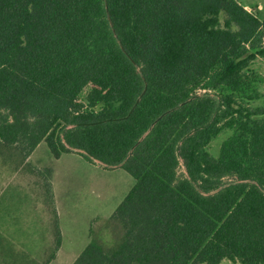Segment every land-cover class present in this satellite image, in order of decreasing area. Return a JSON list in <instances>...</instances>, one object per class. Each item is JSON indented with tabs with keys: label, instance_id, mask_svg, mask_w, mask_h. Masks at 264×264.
Returning <instances> with one entry per match:
<instances>
[{
	"label": "trees",
	"instance_id": "1",
	"mask_svg": "<svg viewBox=\"0 0 264 264\" xmlns=\"http://www.w3.org/2000/svg\"><path fill=\"white\" fill-rule=\"evenodd\" d=\"M258 58L264 19L236 0H0V199L16 181L33 211L0 209V264L61 247L42 142L135 180L73 264H264Z\"/></svg>",
	"mask_w": 264,
	"mask_h": 264
},
{
	"label": "rangeland",
	"instance_id": "2",
	"mask_svg": "<svg viewBox=\"0 0 264 264\" xmlns=\"http://www.w3.org/2000/svg\"><path fill=\"white\" fill-rule=\"evenodd\" d=\"M240 1L248 5L259 19H264V0ZM252 68L264 80L262 58L254 61ZM261 93L262 99L254 103L255 107H264V82ZM228 137V133H222L211 143L209 152L213 157L219 156L221 145ZM28 161L40 170L52 171L51 185L62 242L55 260L49 264H73L90 243L91 227L94 223L100 225L115 213L135 186V180L121 168L106 169L87 162L78 154H65L55 159L45 142L39 144ZM7 183L0 199L1 216L13 218L27 212L33 214L27 207L21 211L23 200L14 196L19 193L16 181ZM47 214L49 219L52 218L49 217V211ZM221 264L240 263L224 260Z\"/></svg>",
	"mask_w": 264,
	"mask_h": 264
},
{
	"label": "crops",
	"instance_id": "3",
	"mask_svg": "<svg viewBox=\"0 0 264 264\" xmlns=\"http://www.w3.org/2000/svg\"><path fill=\"white\" fill-rule=\"evenodd\" d=\"M237 2H239L240 3V5H242L246 10H248L249 12H254V11H252L249 7H248V5H246V4H243V2H241L240 0H236Z\"/></svg>",
	"mask_w": 264,
	"mask_h": 264
},
{
	"label": "water",
	"instance_id": "4",
	"mask_svg": "<svg viewBox=\"0 0 264 264\" xmlns=\"http://www.w3.org/2000/svg\"><path fill=\"white\" fill-rule=\"evenodd\" d=\"M197 130H198V129L193 130V131H192L187 137L193 135L195 132H197ZM96 162L99 163L98 161H96Z\"/></svg>",
	"mask_w": 264,
	"mask_h": 264
}]
</instances>
